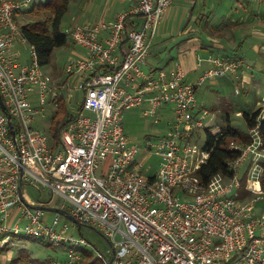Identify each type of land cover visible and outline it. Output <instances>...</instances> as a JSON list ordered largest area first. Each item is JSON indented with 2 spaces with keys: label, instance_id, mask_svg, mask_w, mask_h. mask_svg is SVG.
<instances>
[{
  "label": "built area",
  "instance_id": "built-area-1",
  "mask_svg": "<svg viewBox=\"0 0 264 264\" xmlns=\"http://www.w3.org/2000/svg\"><path fill=\"white\" fill-rule=\"evenodd\" d=\"M132 1L133 8L112 21L65 28L87 51L65 66L66 74L81 76L83 96L52 146L34 120L43 116L44 105L57 107L64 97L38 63L35 47L29 63L20 51L27 41L18 15L32 1L0 0V251L15 246L13 237L24 236L64 248L60 264H76L82 258L79 248L88 243L75 231L85 225L108 242L110 249L98 255L105 264H264V211L257 210L258 203L264 206L259 176L264 119L251 129V144L232 140L230 149L241 154L221 187L201 180L198 171L210 152L189 142L205 127L207 115L198 108V87L235 74L242 61L210 58L195 83H188L180 65L150 66L158 24L176 0ZM129 15H141L142 21L131 29ZM132 107L145 108V116L166 110L172 115L163 135L147 140L141 159L122 121ZM250 155L249 166L256 163L258 175L247 180L250 195L241 198L244 173L239 170ZM153 156L159 158L156 171L147 164ZM26 185L39 192L38 201L30 199ZM39 206L62 209L73 220L54 212L45 222L47 210Z\"/></svg>",
  "mask_w": 264,
  "mask_h": 264
},
{
  "label": "rangeland",
  "instance_id": "rangeland-1",
  "mask_svg": "<svg viewBox=\"0 0 264 264\" xmlns=\"http://www.w3.org/2000/svg\"><path fill=\"white\" fill-rule=\"evenodd\" d=\"M32 2L27 7L28 10L32 7L33 4H38L45 2L46 0H31ZM197 9L196 13L205 11L206 15L210 17V21L221 23L220 28L222 35L225 37L226 41L223 40L224 44L228 46L233 45L232 37L229 36L230 29H233L234 26L239 25L237 29H243L244 31L250 30L251 28L257 27L261 32L264 33V4L260 3L258 0H197ZM205 1V2H204ZM176 2V1H175ZM97 5H94V4ZM188 6L184 7L179 15L181 18L182 13V25L181 20L174 19V13L168 14V9L162 16L161 21L158 24V30L154 38L155 48L152 50V55L148 58L149 65H154L158 68L170 69L173 67L175 60L172 57L177 55L180 47H186L187 41L190 38V34L186 31L184 32L185 26H187V21L189 15L188 11L192 8L193 4L183 2ZM93 5V6H92ZM118 6L113 0H95L92 3H86L85 0H70V6L68 13L62 18V27H68L73 24L76 20L83 25H88L92 23L95 19H101L105 11L110 10V13L116 11ZM121 7V6H120ZM124 7V6H123ZM121 7L120 9H125ZM126 7V6H125ZM133 8V7H132ZM132 8L126 9L124 12H129ZM175 8V7H172ZM171 8V9H172ZM117 12V11H116ZM204 14V12L202 13ZM186 16L185 20L184 17ZM201 16V15H200ZM19 23L22 24L30 21L29 17L25 14L18 15ZM188 27H191L189 24ZM228 29V30H227ZM252 30V29H251ZM250 30V31H251ZM184 32V33H183ZM229 37H228V36ZM242 37L244 40L245 34L239 33L236 35V41L239 37ZM200 41L206 44V34L200 35ZM181 44V45H180ZM209 44V43H207ZM154 46V45H153ZM31 45L27 42L20 45V51L22 53V61L29 63L31 59ZM231 48V47H229ZM173 49V50H172ZM85 49L68 38V43L64 47L56 48L52 53V58L50 64L44 67L45 71L55 79V90L59 96H63L64 99L68 96L69 102H67V110L69 112H75L79 108L80 100H82V91L79 90V82L81 76L78 75H68L65 71V66L72 59L76 58V54L79 52H84ZM239 51H229L226 48L219 50L215 54L219 57L224 55H235L239 54ZM174 55V56H173ZM172 56V57H171ZM241 57L242 54H240ZM225 58V57H224ZM172 60V62H169ZM258 77L259 85L262 90L261 93H257V89L251 87L248 93L242 91L241 94L238 92L239 85L238 80L235 75L227 74L223 77H215L207 79L201 83L197 89L196 97L198 102V108L202 111L206 110L207 115L205 116L204 122L205 127L199 128L196 130L192 137L189 138V142L196 144L198 147H203L206 143V132L210 129L223 128L228 123L231 126L239 128L242 131H248L245 119L242 114H237L239 110L245 112H252L258 109L256 105L257 101L261 102V95L264 92V76L256 74ZM255 80V79H254ZM259 104V105H260ZM264 105V104H263ZM263 105L261 107H263ZM59 106L48 103L44 105L42 115H37L34 120V126L45 132L48 135L50 129L51 121L58 111ZM143 107H132L128 108L123 112V125L127 136L131 141L139 147V152L137 159H141L144 155V148L146 146L147 140L151 139L156 141L157 137L163 135V133L168 128V122L172 118V115H169V112L161 113L159 116H145L143 115ZM264 119V108H261L259 120ZM251 131V130H250ZM249 131V133H250ZM261 153L262 161L264 162V148L259 150ZM251 161V155L245 161L244 166L240 168L239 174H243L247 171V180L250 183L251 178H256L258 175V166L256 163L252 167L249 166ZM159 158L156 156L150 157L147 159V164H150L153 167V170L156 171L158 168ZM261 164V163H259ZM249 166V167H248ZM248 168V169H247ZM251 168V169H250ZM250 171V175H249ZM263 170H260L259 176L261 177ZM230 178L218 174L212 180L210 187L217 188L221 187L224 183L228 182ZM248 182L245 184V188L249 186ZM251 185V184H250ZM30 195V199L33 201H38L40 194L37 190L28 185L24 186ZM44 198H48L49 195L43 193ZM60 203V199L56 197L55 199ZM257 210L259 212L264 211V206L262 203L257 204ZM54 212L47 211L44 218L45 222H51ZM21 228L24 227L25 222L21 221L19 224ZM78 230L75 231L77 237H83L88 245L84 246L89 249L94 257H97L100 253H106L110 246L105 238L102 236L101 232L93 226H81ZM13 243L15 249H7L6 255L1 257L5 264H10L11 261L16 257V250L19 248H24L31 258L34 259L32 264H60L66 259V251L64 248H57L52 245H47L49 243H42L38 241H19V238L13 237ZM0 260V261H1ZM103 261V260H102ZM21 264H27L22 262Z\"/></svg>",
  "mask_w": 264,
  "mask_h": 264
},
{
  "label": "trees",
  "instance_id": "trees-1",
  "mask_svg": "<svg viewBox=\"0 0 264 264\" xmlns=\"http://www.w3.org/2000/svg\"><path fill=\"white\" fill-rule=\"evenodd\" d=\"M70 0H46L45 2L33 4L32 7L25 11H19L20 14H25L29 17L30 21L21 25L22 33L26 41L35 47L38 63L44 67L50 64L52 53L56 48L64 47L68 43V36L64 33L65 27H62V18L68 13ZM142 21L141 15H129L127 17V25L132 29ZM226 59H241V57H231V55H224ZM241 69V67H240ZM45 70V69H44ZM59 107L56 116L50 119L51 125L48 131L50 145L55 146L59 141L61 131L67 123L73 119L72 114L67 110V102L64 98L59 101ZM261 107L253 112H243L242 115L245 119L248 131H242L239 128L233 127L228 123L223 128H215L206 132V143L204 148L210 152L209 159L198 171L201 180L210 185L212 180L218 174H222L227 178H231L233 171L231 170L230 163L238 158L241 154L240 151L230 149V144L233 141L249 145L252 143V137L249 131L258 125ZM259 133L264 142V121L259 125ZM263 167V174L261 182L264 187V162L261 163ZM247 171L244 172L241 179V189L238 190L241 198H246L250 192L245 188L247 183ZM19 241H38L37 239L20 236ZM44 243V242H42ZM49 245V244H47ZM9 246H6L1 252L7 251ZM82 255L81 260L76 264H105L102 259L97 256L94 257L93 253L84 246L79 248ZM16 257L10 264H21L26 262L32 264L34 259L31 258L24 248L17 249Z\"/></svg>",
  "mask_w": 264,
  "mask_h": 264
},
{
  "label": "crops",
  "instance_id": "crops-1",
  "mask_svg": "<svg viewBox=\"0 0 264 264\" xmlns=\"http://www.w3.org/2000/svg\"><path fill=\"white\" fill-rule=\"evenodd\" d=\"M86 3H92L95 0H85ZM206 1V0H205ZM204 1V2H205ZM113 2L116 3L117 9L116 11L113 10V12L110 13V10L105 11L104 15H102L101 19H95L91 24L100 22L101 20L112 21L114 20L118 14L123 13L126 9L132 8L134 3L132 0H113ZM187 2L189 4H193L190 11H188V15L190 18H188L187 26L184 28V32L186 31L188 34H190V38L187 40L190 43L186 44V47H180L178 50L177 55H173V60H175L173 67L170 69H175L177 65H180L183 70L187 73V81L195 83L198 80V77L202 74L203 70L208 68L210 66V58L219 57L215 53L222 49H227L229 51H239V54L231 55V57H241L240 54H242V66L241 69L232 75L236 76V79L239 82L238 92L239 94L244 91V93H248L249 90H251V87L257 89V93H261L262 90L261 86L258 83V80L256 77H258L256 74H260L264 76V33L261 32L257 27L251 28L249 31H244L243 29H237L240 27L239 25L234 26L233 29L228 30L229 36L233 37L231 40L234 43L231 46H228L227 44L223 43V40L226 41L225 37L222 35V32L220 28L222 26L225 27V25H222L221 23L215 24V22L210 21V17L206 15V12L202 14L203 12L196 13L197 9V0H176L168 9L170 13H174L175 17L174 19L180 18V11L188 6L187 4L183 3ZM94 5H97L96 3ZM93 6V5H92ZM125 9H120L121 7ZM126 6V7H125ZM175 7V8H172ZM172 8V9H171ZM201 15V16H200ZM182 13H181V25H182ZM186 16L184 17L185 20ZM80 24L77 20L73 23ZM189 24H191V27H188ZM72 25V24H71ZM183 32V33H184ZM239 33H244L245 38L244 40L240 36L239 39L236 41V35ZM206 34V44L202 43L200 41V35ZM228 36V35H227ZM228 36V37H229ZM209 43V44H207ZM181 45V44H180ZM82 47V46H81ZM155 48V44L153 46ZM231 47V48H229ZM153 48V50H154ZM85 49V48H84ZM173 50V49H172ZM87 54V51L85 49L84 52L77 53L76 57L85 56ZM75 58V57H74ZM169 62H172V60H169ZM152 66V65H150ZM154 66V65H153ZM255 79V80H254ZM248 91V92H247ZM261 102L264 104V92L261 95ZM260 101H257L256 105L258 107H261L263 104H260ZM264 108V105L263 107ZM165 111V110H164ZM254 111V110H253ZM252 111V112H253ZM165 112H168L167 110ZM245 111L239 110L237 114H242ZM169 115L171 113L169 112ZM15 246L11 247L9 246V249H15ZM17 251V250H16ZM6 251L1 252L0 254V260L1 257L5 256ZM0 264H5L3 262V259L0 261Z\"/></svg>",
  "mask_w": 264,
  "mask_h": 264
},
{
  "label": "water",
  "instance_id": "water-1",
  "mask_svg": "<svg viewBox=\"0 0 264 264\" xmlns=\"http://www.w3.org/2000/svg\"><path fill=\"white\" fill-rule=\"evenodd\" d=\"M2 99H1V96H0V104H2ZM38 206H36L35 208H37ZM40 207V206H39ZM42 208V210H47V211H52V212H57V213H62V214H65L68 218L72 219L73 220V217L70 216L66 211L62 210V209H59V208H50V207H40Z\"/></svg>",
  "mask_w": 264,
  "mask_h": 264
}]
</instances>
